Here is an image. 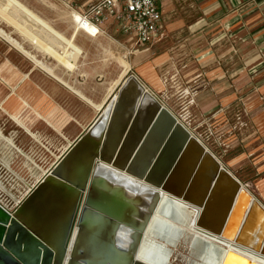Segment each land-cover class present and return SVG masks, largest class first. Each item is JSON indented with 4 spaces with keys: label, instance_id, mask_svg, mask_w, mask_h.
Returning <instances> with one entry per match:
<instances>
[{
    "label": "rangeland",
    "instance_id": "1",
    "mask_svg": "<svg viewBox=\"0 0 264 264\" xmlns=\"http://www.w3.org/2000/svg\"><path fill=\"white\" fill-rule=\"evenodd\" d=\"M97 1L0 0V29L22 44L16 50L0 36V62L12 75L24 77L16 88L13 78L0 93V204L12 212L99 113L46 74L50 66L93 102L105 97L100 113L125 76L136 75L264 205V121L253 120L245 101L256 81L241 70V46L223 36L212 46V27L184 35L179 29L163 45L134 46L111 23H103L96 33L82 22L80 11ZM199 31L203 37L196 35ZM74 37L81 53L66 58ZM201 51L208 53L200 57ZM24 52L35 56L29 55L35 64ZM7 97L19 101L15 112L28 130L12 119L11 109L2 108ZM155 239L166 243L161 236ZM168 249L172 264L200 259L189 257L185 240Z\"/></svg>",
    "mask_w": 264,
    "mask_h": 264
},
{
    "label": "water",
    "instance_id": "2",
    "mask_svg": "<svg viewBox=\"0 0 264 264\" xmlns=\"http://www.w3.org/2000/svg\"><path fill=\"white\" fill-rule=\"evenodd\" d=\"M99 118L12 212L0 204V264H148L118 244L131 213L120 188L103 189L101 164L200 207L197 226L264 256V205L136 75L96 130Z\"/></svg>",
    "mask_w": 264,
    "mask_h": 264
},
{
    "label": "crops",
    "instance_id": "3",
    "mask_svg": "<svg viewBox=\"0 0 264 264\" xmlns=\"http://www.w3.org/2000/svg\"><path fill=\"white\" fill-rule=\"evenodd\" d=\"M156 4L161 12L159 27L162 31V36L160 40L153 43L151 46H154L156 44L163 45L166 42L168 43L170 37L177 34L179 29L183 30L182 35H184L187 31L193 32L196 29L206 27H212L216 29V32L214 34L215 37L211 38V40L209 41L212 46H217V43L220 41L219 37L222 36L223 38L225 37L226 41H229L230 43H232V41H235L233 43L241 46L240 56L243 61L241 70L243 73L248 74L249 72L250 74H246V76H248L251 80L256 81L254 86V93L248 95V99H246L245 101L248 102V109L252 108L253 120L256 119V122L263 123L264 112H262V107L264 108V0H156ZM189 6H193V11H190ZM0 34L2 35V38H5V40L16 50H19V48L22 46L20 42H18L16 39H14L12 36H10L8 33H5L1 29ZM196 35H198L199 37L204 36L200 31L197 32ZM23 37L25 38V36ZM74 39L75 37L70 39L67 44V51L65 54L66 58H69L70 55L72 56V58L74 57V55H76L77 57V55L81 53V49L78 45L75 44ZM37 49L40 50V48L38 47ZM250 49H253L252 55H250ZM210 50H212V47L209 48L208 52H210ZM201 52L202 55L200 57L208 53L207 51ZM24 53L26 54L24 55ZM24 53L21 54L27 57L30 61H34L33 57H29V55L34 56L31 52ZM216 53L217 51H212L210 54L214 55ZM53 60L56 61V59ZM63 67L68 70L74 68V66L72 65L71 67L69 65H65ZM45 73L68 88L72 93L92 106L96 111H99V113L104 107L103 103L105 102V97L99 103H95L78 89H76L73 85H71L66 79L54 73L53 69L50 66L48 68V71L46 70ZM23 78L24 77H19L15 74L12 75V71L8 67V65L5 62H0V93H4V91H6L5 84H7L10 80H16V88L18 86V82H21ZM250 79H248V81H250ZM4 98L1 101L2 108L6 107L7 109H5L7 111L11 109L13 112L9 113V115L12 117V119L19 126L24 127V129L28 130L26 125L17 117V113L15 112V109L19 108L20 106L19 101H15L14 99L11 100L10 97H7V100H4ZM203 263L207 264L202 256L200 264Z\"/></svg>",
    "mask_w": 264,
    "mask_h": 264
},
{
    "label": "bare ground",
    "instance_id": "4",
    "mask_svg": "<svg viewBox=\"0 0 264 264\" xmlns=\"http://www.w3.org/2000/svg\"><path fill=\"white\" fill-rule=\"evenodd\" d=\"M89 25L99 32L97 26ZM0 36L2 37L1 34ZM112 101L113 98L106 111L97 115V117L100 116V123L96 130L107 123ZM101 165L96 171L112 185L103 187V189L118 195L113 188L115 186L120 188L124 193V198L128 199L125 201L127 210L125 213H131V215L128 221L122 223L120 231L117 232L118 244L124 248H128L131 244L136 245L135 254L138 259L148 264H167L171 251L165 247L166 243L155 239L161 236L170 244V248L175 247L178 241L185 240L190 248L189 257L201 259L203 256L207 264H222L227 252L230 253L226 264H264V256L258 252L197 226L196 219L200 213V207L132 178L124 172ZM139 196L141 200L136 198ZM151 206L152 209H150ZM141 229L142 233L139 235Z\"/></svg>",
    "mask_w": 264,
    "mask_h": 264
},
{
    "label": "built area",
    "instance_id": "5",
    "mask_svg": "<svg viewBox=\"0 0 264 264\" xmlns=\"http://www.w3.org/2000/svg\"><path fill=\"white\" fill-rule=\"evenodd\" d=\"M79 15L82 22L97 26L99 32L103 23L113 24L116 32L134 46L152 45L162 36L156 0H99Z\"/></svg>",
    "mask_w": 264,
    "mask_h": 264
},
{
    "label": "flooded vegetation",
    "instance_id": "6",
    "mask_svg": "<svg viewBox=\"0 0 264 264\" xmlns=\"http://www.w3.org/2000/svg\"><path fill=\"white\" fill-rule=\"evenodd\" d=\"M157 238L159 239V237H157ZM133 245H134V244H131V245H129V247H130V246H133ZM165 245H166V246H165L166 248H169V245H170V244L166 242ZM200 262H201V259H199L198 262L195 263V264H200ZM167 264H172L171 256H169V258L167 259Z\"/></svg>",
    "mask_w": 264,
    "mask_h": 264
}]
</instances>
